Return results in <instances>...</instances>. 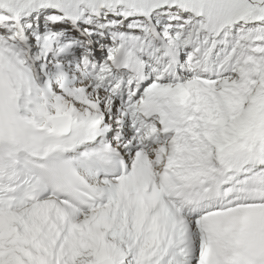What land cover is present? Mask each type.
<instances>
[{
    "label": "snow or ice",
    "instance_id": "snow-or-ice-1",
    "mask_svg": "<svg viewBox=\"0 0 264 264\" xmlns=\"http://www.w3.org/2000/svg\"><path fill=\"white\" fill-rule=\"evenodd\" d=\"M0 264H264V0H0Z\"/></svg>",
    "mask_w": 264,
    "mask_h": 264
}]
</instances>
